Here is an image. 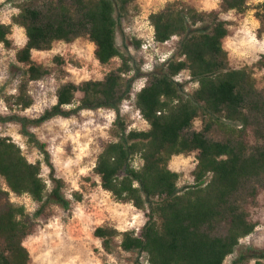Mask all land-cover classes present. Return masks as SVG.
<instances>
[{
    "label": "trees",
    "instance_id": "16d2710c",
    "mask_svg": "<svg viewBox=\"0 0 264 264\" xmlns=\"http://www.w3.org/2000/svg\"><path fill=\"white\" fill-rule=\"evenodd\" d=\"M136 0H24L10 24H0V44L11 47L13 26L22 27L26 43L17 61L27 66V80L18 93L8 97L10 108L28 109L34 104L30 82L42 80L49 70L33 60L34 51H50L56 42L72 43L87 38L95 45L101 65L120 59V65L102 80L65 83L57 90V103L35 119L17 114L0 116V123L22 125V134L44 155L51 169L53 187L42 175L43 161L31 162L22 148L0 130V264H32L25 240L49 206L68 210L71 200L65 182L57 178L45 143L31 127L54 117H72L83 110L112 109L117 112L113 133L98 154L94 173L103 190L122 204L145 212L142 229L120 231L99 226L94 236L111 252L116 239L128 253L145 254L148 264H225L241 240L254 233L257 224L248 208L264 188V90L257 87L252 71L232 69L224 40L228 24L217 11H199L183 1L168 2L149 16L154 39L164 44L179 38L177 54L148 74L145 86L134 94L133 57L117 42L120 18ZM220 12L243 14L249 0H221ZM264 35V1L255 7ZM139 47L141 41H137ZM60 61V58H57ZM62 63V60L60 61ZM188 71L197 87L187 93L177 76ZM78 92L82 93L74 109ZM134 95L135 104L149 125L147 130L129 129L120 114L124 101ZM203 128L194 130L196 120ZM216 135H219L216 137ZM197 152L195 184L180 188V174L173 171L174 156ZM139 158L141 165L134 162ZM5 183L6 187H4ZM11 194L28 195L39 204L30 214L11 201ZM77 201L82 195L75 193ZM264 264V249L249 248L233 264L249 260Z\"/></svg>",
    "mask_w": 264,
    "mask_h": 264
},
{
    "label": "rangeland",
    "instance_id": "374dc122",
    "mask_svg": "<svg viewBox=\"0 0 264 264\" xmlns=\"http://www.w3.org/2000/svg\"><path fill=\"white\" fill-rule=\"evenodd\" d=\"M23 1L0 0V24H10ZM171 1L175 0H136L126 12L117 7L120 18L118 46L133 57L135 71L130 76L139 74L134 94L146 84L148 74L161 70L162 64L177 54V37L164 44L155 43L148 49L143 48V44L150 43L154 36L150 14L163 9ZM180 1L199 11L219 12L220 18L228 24L229 35L224 40V47L229 54L230 68H249L258 89L264 90V35L261 38L258 36L260 21L255 16V7L264 0H249L250 9L243 14L220 12L221 0ZM10 39L11 47L0 44V116L17 114L39 118L57 103L56 94L61 85L102 80L121 63L117 58L110 65H101L95 56V45L87 38H79L72 43L56 42L50 51H34L33 60L46 67L49 74L40 81L29 83V94L34 98L30 108L11 109L8 97L17 94L19 86L27 80V66L19 63L16 57L27 40L25 30L14 25ZM137 41H141L139 47ZM176 79L184 85L187 93L197 87L188 71L182 72ZM81 97L82 93L78 92L74 104L67 108H76ZM120 114L129 129H149L136 107L134 95L123 102ZM116 118L117 112L112 109L83 110L69 118L57 116L40 126L31 127L38 140L46 144L55 167L54 175L64 180V193L72 203L68 210L57 205L49 206L46 215L36 221L33 233L24 242L30 251L32 264H148L144 253L123 251L119 247L120 238L116 239L113 250L107 252L102 240L94 236L95 229L103 225L114 226L120 231L139 232L147 221L145 212L131 204L116 202L109 192L103 190L100 177L94 173L97 156L104 145L117 140L113 133ZM202 128V121L196 120L194 130ZM0 130L20 145L29 161H43L42 175L52 188V171L41 151L22 134V125L14 121L0 123ZM197 155V152L178 155L170 161L169 167L180 174V188L195 184L193 172ZM141 163L139 158L134 162L136 167ZM75 193L82 195L81 201L75 199ZM10 199L17 205L25 206L30 214L39 208V204L28 195L11 194ZM248 211L257 227L253 234L241 240L236 253L229 256L225 264H233L241 254H248L249 248L264 249V188L259 190ZM243 264H256V261L251 259Z\"/></svg>",
    "mask_w": 264,
    "mask_h": 264
},
{
    "label": "built area",
    "instance_id": "2783aa9c",
    "mask_svg": "<svg viewBox=\"0 0 264 264\" xmlns=\"http://www.w3.org/2000/svg\"><path fill=\"white\" fill-rule=\"evenodd\" d=\"M155 43H157V42L155 41L154 36H153V38H152V40H151L150 43L148 42V43H146V44H143V48H144V49H148L149 47H151V46H152L153 44H155ZM144 86H145V85H144ZM144 86H143V87H144ZM143 87H142V88H143ZM142 88H141V89H142ZM141 89H140V90H141ZM140 90H139V91H140Z\"/></svg>",
    "mask_w": 264,
    "mask_h": 264
}]
</instances>
